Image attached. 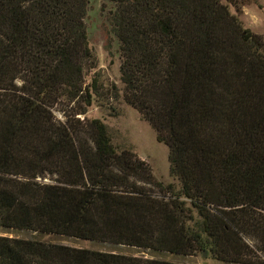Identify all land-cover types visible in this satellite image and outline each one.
Segmentation results:
<instances>
[{
    "label": "trees",
    "instance_id": "trees-1",
    "mask_svg": "<svg viewBox=\"0 0 264 264\" xmlns=\"http://www.w3.org/2000/svg\"><path fill=\"white\" fill-rule=\"evenodd\" d=\"M92 1L0 0V264H181L47 237L264 264V37L245 3L100 0L117 87L90 46ZM115 102L168 148L177 185L87 118Z\"/></svg>",
    "mask_w": 264,
    "mask_h": 264
},
{
    "label": "rangeland",
    "instance_id": "rangeland-1",
    "mask_svg": "<svg viewBox=\"0 0 264 264\" xmlns=\"http://www.w3.org/2000/svg\"><path fill=\"white\" fill-rule=\"evenodd\" d=\"M237 1L245 3L244 7L241 8V12L238 13L244 27L264 37V0ZM221 2L226 3V0H221ZM231 11L236 13L232 7ZM86 24L90 46L98 58L100 75L106 83H114L117 87H121L119 72L120 58L117 53V44L114 43L110 53L104 47V35L109 26L100 0L92 1L86 18ZM113 106L116 107V110H111V113H109L99 103H95L89 108L87 118L103 120L108 127L113 145L119 151L130 150L141 161L146 163L150 167L155 181L163 185L169 183L177 185V181L169 173L168 148L164 144L157 142L155 133L149 124L142 120L140 115L125 103L119 102L116 104L115 102ZM53 112L56 118L63 120L61 111L53 109ZM117 112L118 114H116ZM145 187L152 188L148 184ZM9 235L24 236L23 233H11ZM44 239L75 248L101 251L113 250L118 253L163 259L181 264H226L200 255L182 257L165 253H150L149 251H140L136 248L125 246L108 248L100 243L80 241L74 238L47 237Z\"/></svg>",
    "mask_w": 264,
    "mask_h": 264
}]
</instances>
